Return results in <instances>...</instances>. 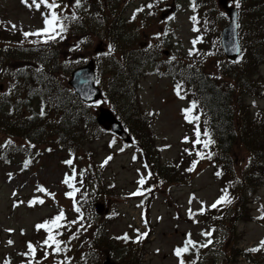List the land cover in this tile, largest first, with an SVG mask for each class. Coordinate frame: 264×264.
Masks as SVG:
<instances>
[{
    "label": "rangeland",
    "instance_id": "374dc122",
    "mask_svg": "<svg viewBox=\"0 0 264 264\" xmlns=\"http://www.w3.org/2000/svg\"><path fill=\"white\" fill-rule=\"evenodd\" d=\"M55 1L58 7L53 11L45 4H41L39 8L35 7L33 11V6H29L31 0H28V4L22 0H0V32L3 31L1 34L4 35L2 38L15 47L17 43L11 41L19 38L18 26L29 29L27 32L30 35L24 37L20 43L25 48L15 49L21 54V51L31 48V58H36L34 48L37 43L32 40H43L40 37L43 34L31 33H37L36 29L45 27L43 19L52 12L61 16L63 12L72 14L73 11H79L83 17L89 19L86 26H89L91 32L84 56H88L87 59L93 57L98 66L95 67L96 74L98 71L99 75L101 71L105 76L100 86L104 87V84L113 81L123 84L120 77L113 78L111 71L115 62L110 58L111 42L107 36L111 26L109 18L113 20L114 16L119 14L123 21L116 24L129 36L132 30L136 35V39L131 42L134 45L128 48L146 46V51L154 55L152 62L144 64L148 66V72H140L135 89L138 97V103H135L136 111L145 115L142 123L144 135L138 134L139 141L141 144L150 145L151 159H154L156 154L159 164H167L174 170L164 171L170 173L163 172V177H159L156 172L151 175L140 148L141 144H124L119 136L103 130L81 135L78 144H61L58 139L51 138L46 130L31 136V140L27 141L23 137L7 136L0 127V147L3 149L0 150V262L17 255L19 257H14L13 264H18L17 260L19 264L65 262L71 255L70 249L75 247L70 246V243L64 253L61 250L56 251L57 247L62 249L60 243L65 237L58 241L59 244L50 240L45 244L44 241L49 235H45L47 227L39 230L36 228L37 224L49 221L56 217L59 211H64L65 217L89 224L88 227L93 229L95 235L100 233L105 235V238H112V246L109 243L106 245L114 247L115 253L111 254L108 249L102 251L101 263L108 258L109 262L115 264H181V261L183 264H224L226 256L229 255L227 264H249L245 256L236 255V252L258 246L259 250L263 251L259 253L258 259L260 264H264V247L261 246V241L264 240V184L255 188L249 187V192L243 191V197L238 202L241 210L237 212L235 222L229 220L233 214L230 209L233 206L232 197L231 203H227L225 207L224 218L218 221L211 213V205L221 191V179L214 175L212 155L207 154L194 167L191 165L192 157L198 151V146L193 144L213 143L208 131L199 128L201 114L196 106L193 107V101L189 100L193 96L192 90H188L187 85L183 84L187 80L186 71L190 67L194 69L192 73L199 69L217 79L222 86L224 82L233 86L231 78H226L224 72L232 74L234 71L224 69L227 62L224 61L218 42L220 30L228 22L222 9L219 8L221 13L214 9L218 6V0H201L206 9H212V21L218 25V29L209 34L201 32L200 29L198 32L193 30L196 23H199V7L193 8L192 0H81V6L78 8L75 7V0ZM99 2H105V9H100ZM172 3H175L176 11L169 18L160 19L159 13L169 8ZM233 4L236 6L237 0H234ZM138 7L140 11L136 10ZM71 8L73 11L69 10ZM102 10L105 12L101 13ZM245 11L241 9L240 21L246 20ZM261 12L264 10L259 13ZM192 16L196 17L195 21L190 19ZM202 18L200 17L201 21ZM13 25H17L15 29ZM72 25L78 28V22L75 21ZM54 30L55 27H50L49 34L55 35ZM158 33L160 35H157ZM194 40L195 51L190 56L189 50L193 48ZM95 49L103 50L102 59H95ZM77 54L66 53L65 58L75 59ZM80 55L81 58L84 57L83 52ZM21 63L16 62L15 69ZM239 63L243 64L242 61ZM236 66V63L233 64V69ZM72 69L73 66H68L59 74L69 71V78ZM240 70L243 72L244 66L239 65L237 71ZM248 72L250 76L246 78L252 89L248 88L244 92L242 83L240 91L243 94L234 93L232 96L236 100L240 98L248 111L247 118L254 120L257 125L255 133L252 134L254 144H264V119L261 118L264 114V58L251 64ZM177 84L180 85L179 96L176 94ZM23 96L24 93L18 85L13 84L9 73L0 70V98L8 102L2 112L8 113L0 118V125L6 124L5 118L11 112L21 109L30 112L31 108L35 111L39 107L40 99ZM124 100L129 102L128 92ZM100 104L111 108L105 99L93 103L90 105L93 119ZM184 109L190 111L186 113L182 111ZM127 110L131 112L135 111V108ZM124 116L126 117L125 114ZM141 121L142 119L139 123ZM127 124L136 132V121L132 122L130 119ZM81 127H84V124ZM243 141L238 140L237 144ZM230 153L233 168L240 176L249 159L248 152L243 146H238ZM109 156L112 159L105 164L104 161ZM69 160L70 164L65 163ZM25 161H30L27 167ZM262 163L264 164V160ZM178 164L181 168L192 170L186 169L182 174L176 169ZM66 175L68 183H64ZM94 177L100 180L101 186H93V181L96 182ZM141 178H144L143 184L139 183ZM38 186L44 191H39ZM91 187L101 188L102 196L95 195ZM229 191L231 194L230 189ZM78 202L79 211L76 208ZM96 203L103 204L100 214L94 210ZM203 211L205 212L202 213ZM225 218L228 220L224 223ZM213 221L215 223L211 224ZM9 229L11 231H8ZM56 229L55 225L51 234ZM148 231L147 236L137 240L139 234ZM125 234L127 239L123 238ZM38 238L41 241L30 251L29 242L34 240L36 243L35 239ZM189 239L194 243L189 244L188 250L178 257L174 250L183 248L185 241ZM10 240L11 244L8 243ZM209 240L212 241L211 244H208ZM78 249L75 248L74 254L80 255Z\"/></svg>",
    "mask_w": 264,
    "mask_h": 264
},
{
    "label": "trees",
    "instance_id": "16d2710c",
    "mask_svg": "<svg viewBox=\"0 0 264 264\" xmlns=\"http://www.w3.org/2000/svg\"><path fill=\"white\" fill-rule=\"evenodd\" d=\"M194 3L196 8L199 7V23H196L195 26L200 29L201 32L205 31L207 34L217 30L218 25L212 21V9H206L204 2L201 0H194ZM239 4L240 11L244 9L247 14L245 21L239 20L238 30L242 46L241 61L243 64L237 63L236 68L233 69V64L227 63V66L224 68L234 71L232 74L224 72L226 78H231L233 86L228 82H224V86H222L217 79L210 77L199 69L192 73L191 71L194 70L192 67L188 68L189 70L186 71L185 75L187 80L183 82V84L187 85L188 90H192L191 93L193 92V96L189 99L195 102V106L201 114L199 128L208 131L213 143L193 144V146H198V151L192 157L191 165L194 161L196 165L197 162L207 154L212 155V162L215 167L214 175L221 179V191L214 203L217 202L221 196L225 195L224 190H226V199L230 200L232 197L233 200V206L230 208L233 214L229 218V220L233 222L237 220V212L241 210L238 202L243 197V191L246 190L249 192V187L255 188L260 184H264V164L262 163V160H264V144H254L255 139L252 138V134L253 132L255 133L257 125L254 124V120L247 118L249 117L248 111H246V106H243L240 98L236 100L235 97L232 96L234 93H239V95L243 94V92L240 91V85L242 83L244 92L248 88L252 89V85L248 84V78H246L250 76L248 67L258 61V59L264 58V12L259 13L261 10H264V0H239ZM99 6L100 9H105V2H99ZM214 9L221 13L218 6ZM104 12L105 10L101 11V13ZM58 17L59 23L65 25L66 30L60 32L59 25L56 24L55 31L59 33V35L55 34V39L49 40L46 34L40 36L43 40L33 39L32 42L37 43L34 48L36 58H31L33 56L31 48L26 49V51H21V54L17 53L15 49V47L25 48L21 46L20 43L25 37L23 33L27 32V30L18 26L17 33H19V38L13 41L10 40L12 43L15 42L19 44H16L15 47L11 43L5 42V39L2 38L4 35L1 34L3 31L0 32V70H2L3 73H9L13 80V84L18 85L20 91L24 93L23 97L28 95L30 99L33 97L40 99L39 107L36 108L35 111H32V108L30 112L21 109L16 112H11L7 118H5L7 120L6 124H2L0 127L2 128V132L9 137L19 136L30 141L31 136L33 137L35 134L39 135L41 131L44 132L46 130L51 138L58 139V142L61 144H78L81 135L94 132L99 133L102 131L93 119V115L90 112L91 106L82 102L67 85L69 71L61 75L59 74V72L66 70L68 66H73L74 68L82 63L83 58H81L82 55L80 54L83 52V56L85 55L84 53L88 49V39L91 34L88 29L89 26H86L89 19L83 17L79 11L75 20L65 19V16ZM200 17H203L202 21ZM128 20L132 22L131 18ZM75 21L78 22V28L72 25ZM109 21L111 26L109 27L107 36L111 42L110 55H112V57L110 58L111 61L115 62L111 72L113 78L116 79L120 77L123 84H118L115 81L112 83L109 81L110 84H104V87L102 86L105 94L104 96L112 109L122 118L124 125L134 136L135 143L140 145L138 134L139 136L144 135L142 123L145 115L144 113L136 111L135 103H138V97L135 89L137 87V78L140 72L143 73L145 68H148V66L146 67L144 64L152 62L154 60V55L151 54L150 51H146V46H144V48L141 46L128 48L130 45H134L131 42L136 39V35L134 30H132L131 36H129L123 28L116 24V22L119 23L123 21L119 17V14L114 16L113 20L109 18ZM83 26H85V28H83ZM61 36L63 38H60ZM66 53H70L71 55L78 53L77 58L74 59L73 57H69L66 59ZM16 55H21L22 57H17ZM102 56L104 55L99 54L98 60L102 59ZM14 57L16 59H13ZM16 62L22 63L15 69ZM239 65L241 67L244 66V75L242 70L237 71ZM97 78L99 82H102L105 76L101 71L98 75L97 71ZM124 85H126L125 90ZM126 92L130 95L129 102L124 100ZM7 104L8 102L0 98V113L3 112ZM126 104L127 106H124ZM129 108H135V111L128 112L127 109ZM12 111H14V109H12ZM41 111H43V115H41ZM122 112H124L128 118H126ZM7 113V111L2 113L0 118L5 117ZM129 118L132 122H137L135 126L137 133L128 126L127 122L130 120ZM261 118L264 119V114ZM140 119H142L141 123H139ZM138 123L141 125L139 126ZM83 124L84 127H81ZM238 140L244 141L237 144ZM262 140L264 141L263 134ZM141 145L140 148L144 153L151 175L153 172H156L159 177H163L162 173L164 171L168 169H171V171L174 170L172 166L159 164L156 154L154 159H151L150 145ZM238 146H243L245 151L248 152L249 157L240 176L237 175L233 168L234 164L232 154L230 153L231 150L234 148L236 149ZM0 150L3 149L0 147ZM176 169H179V172L184 174L187 168H181L178 164ZM186 171H188V169ZM217 173H220V175H217ZM94 178L96 182L93 181V186H101L100 180L97 177ZM154 184H156V181ZM90 189H93L95 195L99 194V197L102 196L101 188L91 187ZM229 189L231 190V194ZM82 197L84 198V195H82ZM79 204L80 202L77 203V209ZM226 205V202L224 203L221 201L215 208H211V213L217 217L216 219L218 221L224 218ZM87 208L90 209L91 207L87 206ZM60 212L61 211H59V213ZM204 212L205 211L202 213ZM226 220L228 219L225 218L224 223ZM51 221L52 219L49 220V223L46 225L47 228L45 233V235L49 233L48 237H52L50 241L56 244L54 240L59 241L62 237H65L60 243L63 253L70 243V246L79 248L78 250L80 251V255H76L74 254L75 248L72 250L70 249V257L66 256V261L61 262V264H101L100 257L102 251L108 249L112 252L111 254L115 253L113 251L114 247H108L106 245L109 243L112 246V238L107 236L105 238V235H101L100 233L95 235L93 229L88 227L89 224L87 225L78 220L65 217L64 211L63 218L58 222L59 227H57L56 231H53V234H51V230H53L55 225L52 224ZM71 221H75L76 223H70ZM210 223L214 224L215 222L213 221ZM147 225L150 231L148 222ZM149 231L147 233H149ZM35 240L36 243L34 240L29 242L33 247H35L37 242L39 243V241H41L40 238ZM126 243L130 250L128 241ZM82 245L84 248H81ZM253 248L259 249L258 246L247 247V249L245 248L240 252L237 251L236 255L245 256L249 264H260L258 256L259 253L263 251H248ZM131 254L133 253L131 252ZM14 257L17 258L19 255ZM14 257L7 261L0 262V264H13ZM229 259L230 257L227 255L224 264H227ZM16 262L19 264L18 260Z\"/></svg>",
    "mask_w": 264,
    "mask_h": 264
},
{
    "label": "water",
    "instance_id": "95a60500",
    "mask_svg": "<svg viewBox=\"0 0 264 264\" xmlns=\"http://www.w3.org/2000/svg\"><path fill=\"white\" fill-rule=\"evenodd\" d=\"M228 0H218L219 5L226 11L229 16V22L222 28L221 43L226 56L234 59L239 54V43L237 38V10L235 7L227 4ZM174 4L171 7L160 13L159 17L164 18L170 12L174 11ZM94 64L90 60L85 66L78 67L71 73L68 80L69 85L74 88V91L84 101H93L101 96L99 88L94 84ZM96 121L105 129H111L113 132L121 136L123 141L131 142V137L124 130L121 122L114 116L112 111L107 107L100 106L96 115ZM103 204L96 203V213H102ZM102 264H115L109 262L108 258Z\"/></svg>",
    "mask_w": 264,
    "mask_h": 264
},
{
    "label": "snow or ice",
    "instance_id": "6c2138e0",
    "mask_svg": "<svg viewBox=\"0 0 264 264\" xmlns=\"http://www.w3.org/2000/svg\"><path fill=\"white\" fill-rule=\"evenodd\" d=\"M22 2L25 3V4H28V0H22ZM41 4H45V5H46L48 8H50V9H53V8L58 7V5L55 3V0H52L51 3H48V0H39V2H37V0H31V4H29V6H30V7H31V6H35L36 8H39V7L41 6ZM80 6H81V0H75V7L78 8V7H80ZM236 6L239 7V0H237V4H236ZM149 7H151V5H149ZM192 7H193V8L196 7V5H195V3H194V0H193ZM137 11H140V9H137ZM50 17H51V18H49V17H45V19H44L45 27H44L43 29L38 30L37 33H31V34H37V35L42 34V33H43V34H48V39L51 40V39H55V36H54V35L49 34V33H50V27H52L54 24H58V25H59V30H60V32H63V31L66 30L65 25L59 23V17L56 15L55 12H52V13L50 14ZM65 19H73V20H75V19H76L75 13H73V15H72L71 17H65ZM133 19H135V14H133ZM190 19L193 20V21H195V20H196V17H195V16H192V17H190ZM12 27L15 29L16 26L13 25ZM193 30L196 31L197 29L194 27ZM23 35H24L25 37H27L28 35H30V33L25 32V33H23ZM56 35H59V33H56ZM157 35H160V34L158 33ZM60 38H63V37L61 36ZM197 39H199V38H197ZM195 43H196V41L194 40V41H193V48L189 50V55H190V56H191V55L193 54V52L195 51ZM173 59H174V57H173ZM179 90H180V85L177 84V85H176V94H177L178 96L180 95V91H179ZM192 103H193V107H194V106H195V102H192ZM182 111H184V112L187 113L188 111H190V109H184V110H182ZM43 114H44L43 111H41V115H43ZM186 118H187V117H186ZM197 134L199 135V133H197ZM204 134L207 135V132H205ZM134 158H135V157H134ZM111 159H112L111 156L107 157L106 160L104 161V163L106 164V163H107L109 160H111ZM28 163H30V161H25V162H24L25 167H27ZM65 163L70 164L71 161H70V160H69V161H65ZM195 163H196V162L194 161V162H193V167L195 166ZM188 170L191 171L192 168H189ZM217 175H220V173H217ZM64 183H68V177H67V175H66V177H65ZM139 183H140V184H143V183H144V178H141L140 181H139ZM38 190H39V191H44V189H43L42 187H40V186H38ZM224 191H225V195L221 196V197L218 199L217 202H215V203H213V204L211 205V207L215 208V207L217 206V204L220 203L221 201L226 202V203H231V200L226 199L227 191H226V190H224ZM135 194H137V193H133V195H135ZM66 195L71 196L72 193H66ZM40 202L43 203V201H40ZM29 203H31V201H30ZM202 210H203V209H202ZM77 211H79V209H77ZM62 218H63V211H61V212L59 213V215H57L56 217H54V218L52 219L51 223L54 224V225H56L57 227H59V225L57 224V221L61 220ZM48 223H49V221H45L44 223L37 224V225H36V228H37L38 230L41 229V228H44V227H46V225H47ZM70 223H76V222H75V221H71ZM8 231H11V230L9 229ZM147 235H148V233H146V232H145V233H141V234L138 235L137 240H139V239H143V238H144L145 236H147ZM207 235H211V233H207ZM123 238H124V239H127V238H128V237H127V234H125V236H124ZM51 239H52V237L49 236L47 239H45L44 243H45V244H48V243H49V240H51ZM70 239H71V237H70ZM8 243L11 244L12 241L10 240V241H8ZM56 243L59 244L58 241H56ZM192 243H194V242H192L190 239H189V240H186V241H185V246H184L183 248H177V249L174 250V251H175V254L179 257V256L181 255L182 252H185V251L188 250V245H189V244H192ZM211 243H212V241L209 240V241H208V244H211ZM206 246H207V245H201V247H206ZM261 246L264 247V240L261 241ZM28 248H29L30 251H32V250H33V245H32L31 243H29V244H28ZM60 250H61V249H60L59 247L56 248V251H60ZM257 250H259V249H257V248H253V249H249L248 251H257ZM181 264H183V261H181ZM193 264H195V262H193Z\"/></svg>",
    "mask_w": 264,
    "mask_h": 264
}]
</instances>
